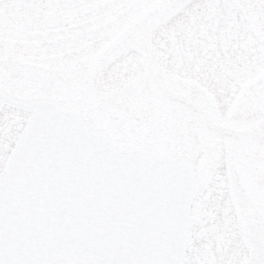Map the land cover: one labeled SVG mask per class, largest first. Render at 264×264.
<instances>
[{"label": "snow or ice", "instance_id": "6c2138e0", "mask_svg": "<svg viewBox=\"0 0 264 264\" xmlns=\"http://www.w3.org/2000/svg\"><path fill=\"white\" fill-rule=\"evenodd\" d=\"M0 264H264V0H0Z\"/></svg>", "mask_w": 264, "mask_h": 264}]
</instances>
